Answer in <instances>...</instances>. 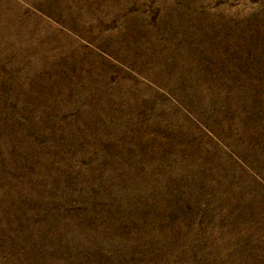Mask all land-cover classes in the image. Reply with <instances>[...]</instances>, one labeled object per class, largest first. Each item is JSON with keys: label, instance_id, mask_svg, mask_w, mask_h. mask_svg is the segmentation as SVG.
I'll list each match as a JSON object with an SVG mask.
<instances>
[{"label": "rangeland", "instance_id": "374dc122", "mask_svg": "<svg viewBox=\"0 0 264 264\" xmlns=\"http://www.w3.org/2000/svg\"><path fill=\"white\" fill-rule=\"evenodd\" d=\"M0 264H264V0H0Z\"/></svg>", "mask_w": 264, "mask_h": 264}]
</instances>
